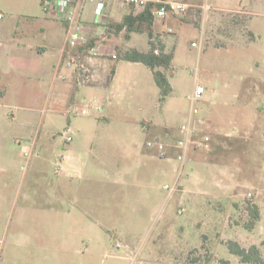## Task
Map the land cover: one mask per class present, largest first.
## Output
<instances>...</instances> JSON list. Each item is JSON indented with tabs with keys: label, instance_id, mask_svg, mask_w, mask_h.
Instances as JSON below:
<instances>
[{
	"label": "rangeland",
	"instance_id": "obj_1",
	"mask_svg": "<svg viewBox=\"0 0 264 264\" xmlns=\"http://www.w3.org/2000/svg\"><path fill=\"white\" fill-rule=\"evenodd\" d=\"M189 1L199 8L155 35L174 51L164 101L150 67L118 59L131 46L148 51L147 32L109 42L118 58L108 57V68L118 72L104 92L81 78L78 88L68 81L70 105L49 101L37 81L34 99L0 98V262L15 244L49 247L43 264H254L230 251L231 239L264 254V0ZM41 2L0 0V21L38 28L48 13ZM198 84L205 93L193 104ZM189 120L210 141L192 145L183 167L175 149L166 158L145 152L148 140H174ZM73 146L84 170L76 189L93 186L90 206L81 201L93 213L91 231L87 220L88 231L74 233L50 217L36 221L45 224L37 235L25 217L58 211L63 156ZM250 203L261 211L253 230L245 227ZM17 254L22 264L25 253ZM44 254L35 252V264Z\"/></svg>",
	"mask_w": 264,
	"mask_h": 264
},
{
	"label": "crops",
	"instance_id": "obj_2",
	"mask_svg": "<svg viewBox=\"0 0 264 264\" xmlns=\"http://www.w3.org/2000/svg\"><path fill=\"white\" fill-rule=\"evenodd\" d=\"M191 7L184 15L167 14L164 17H156L154 23V35L162 32L167 25H177L180 18H186L188 12L192 8L198 7L197 4L185 0ZM96 2L86 1L82 11L83 33L88 39L90 45L96 47L100 54L97 56H90L88 54L82 55V62L89 67L94 78L89 84L98 88L99 93L107 87H112L113 80L115 79L118 68L115 66L110 71L108 68V57L113 58L114 48L111 42L117 34L108 27L112 23L122 21L123 17L131 11L130 5L121 0H109L102 13H96ZM47 16L43 18L42 24L36 28L31 23H27L24 28L21 27L20 20H1L0 21V98L7 97L25 99H34V90L32 83L37 81L45 87H49L50 95L47 96L49 101L54 100L57 105L74 104V97L69 96V87L73 86L70 80L78 88V71L73 69L63 68L66 80L56 77V68L64 59V50L66 46V28L65 23L55 14L53 10H48ZM42 18V17H40ZM122 33V32H121ZM134 34V33H133ZM131 34L130 39L133 38ZM129 39V40H130ZM156 39V38H155ZM133 47V46H131ZM130 48V47H129ZM51 49V51H49ZM5 52V53H4ZM77 85V86H76ZM200 118V117H199ZM197 119V121L199 120ZM204 118H200L202 125ZM196 121V122H197ZM171 137L170 135H167ZM167 138V137H166ZM145 152L151 155H157L152 150L145 148ZM174 149L170 150L168 156L174 154ZM193 152V150H191ZM190 151V152H191ZM78 152L76 147L69 148V153L63 156V176L62 185L59 190L60 197H58V211L54 214L45 211L46 213H32L26 220L32 221L30 226L34 228L37 235H45V224H37V220L44 218L50 219L53 217L59 221L69 222L62 224L63 228L73 230H87V225L82 223V220H87L89 223L90 231L92 228V211L86 206H90L88 202V194L92 192V185L86 187L83 192L82 189H76L78 182L84 178L83 168L76 165V159H80L75 154ZM160 157V156H159ZM166 158V157H165ZM92 183V179L88 180ZM111 184H119L120 181L113 179L110 180ZM86 195V196H83ZM83 197H86V206H81ZM97 197V196H96ZM95 197V199H96ZM67 202H73V207H66ZM80 206H79V205ZM48 209V208H47ZM46 209V210H47ZM41 212L43 210H40ZM88 231V230H87ZM23 245L15 244L11 249V259L9 261H1L0 264H19L18 252H24L25 260L22 264H35L34 257L36 251H42L44 257L38 264L43 262L49 263V255L47 251L49 247L46 245ZM56 250L60 249L54 247ZM61 250V249H60ZM14 252V254H13Z\"/></svg>",
	"mask_w": 264,
	"mask_h": 264
},
{
	"label": "built area",
	"instance_id": "obj_3",
	"mask_svg": "<svg viewBox=\"0 0 264 264\" xmlns=\"http://www.w3.org/2000/svg\"><path fill=\"white\" fill-rule=\"evenodd\" d=\"M88 0H44L43 7L45 10H53L55 14L65 23L66 30V46L64 50V59L56 68V77L65 79L63 68L73 69L78 71V81L90 83L93 81L94 74L92 70L82 62V55L97 56L100 51L89 46L88 39L83 33L82 11ZM96 1V13L100 14L106 7L109 0H94ZM124 3L135 8L136 12L144 11L150 4H153L152 9L156 17H164L167 14L184 15L191 5L185 0H121ZM4 16L0 13V18ZM196 45V43H193ZM118 55L113 54V59H117ZM205 88L203 85H196L190 98L192 103L203 98ZM200 111L197 107L193 108V114H198ZM199 134L195 120H189L179 127V134L173 140L172 137L161 138L154 137L148 140L146 147L154 150L160 157H168L170 150L177 151L176 157L183 167L187 161L190 147L192 145L201 146L208 145L210 136H203L202 142L197 138ZM170 139V140H169ZM71 140V137L68 138ZM29 159L31 155L26 154ZM167 189H175V187H166ZM120 246V244H117Z\"/></svg>",
	"mask_w": 264,
	"mask_h": 264
},
{
	"label": "trees",
	"instance_id": "obj_4",
	"mask_svg": "<svg viewBox=\"0 0 264 264\" xmlns=\"http://www.w3.org/2000/svg\"><path fill=\"white\" fill-rule=\"evenodd\" d=\"M42 0V5H43ZM153 4H150L144 11L136 12L134 7L126 14L122 21L112 23L109 29L116 34L124 32L127 39H130L133 33L147 32L150 37V49L142 51L136 47H130L120 53L118 59H123L131 62H141L150 67L157 85L160 87L161 100L164 101L173 92L168 74L170 70L173 71L174 51L166 50L163 43H158L154 35V23L156 16L152 9ZM250 219L245 223V227L253 230L260 220L261 211L258 205L250 203L248 206ZM230 251L239 256L240 260L245 263L264 264V254L258 245L252 244L250 247H245L237 240H229L227 242ZM220 264H231L228 259H222Z\"/></svg>",
	"mask_w": 264,
	"mask_h": 264
}]
</instances>
